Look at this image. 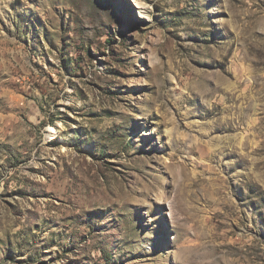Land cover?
<instances>
[{
  "label": "rangeland",
  "instance_id": "1",
  "mask_svg": "<svg viewBox=\"0 0 264 264\" xmlns=\"http://www.w3.org/2000/svg\"><path fill=\"white\" fill-rule=\"evenodd\" d=\"M0 264H264V0H0Z\"/></svg>",
  "mask_w": 264,
  "mask_h": 264
}]
</instances>
